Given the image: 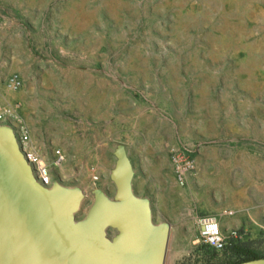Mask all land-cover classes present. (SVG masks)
I'll return each mask as SVG.
<instances>
[{"label":"rangeland","instance_id":"obj_1","mask_svg":"<svg viewBox=\"0 0 264 264\" xmlns=\"http://www.w3.org/2000/svg\"><path fill=\"white\" fill-rule=\"evenodd\" d=\"M7 92L43 117L39 154L64 153L53 182L83 190L79 218L114 198L123 147L169 248L184 223L197 237L181 264L240 260L200 245L196 219L264 218V0H0L3 110ZM235 229L264 258V222Z\"/></svg>","mask_w":264,"mask_h":264},{"label":"water","instance_id":"obj_2","mask_svg":"<svg viewBox=\"0 0 264 264\" xmlns=\"http://www.w3.org/2000/svg\"><path fill=\"white\" fill-rule=\"evenodd\" d=\"M116 156L114 198L96 190L79 218L83 190L40 184L13 127L0 124V264H166L171 225L156 223L150 200L134 192L123 147Z\"/></svg>","mask_w":264,"mask_h":264},{"label":"built area","instance_id":"obj_3","mask_svg":"<svg viewBox=\"0 0 264 264\" xmlns=\"http://www.w3.org/2000/svg\"><path fill=\"white\" fill-rule=\"evenodd\" d=\"M13 86L17 89L21 85V81L18 78H14ZM2 119H18L21 118L12 110H3L0 108V120ZM22 121V120H21ZM22 130L26 133V145L25 152L29 155L30 161H32V169L35 171V178L39 179L44 173H53V169H59L64 163L65 155L60 149H54L50 160H46L37 151V158H30V151H36L33 149L30 143V137L22 122ZM52 183L45 185L50 186ZM199 227V243L205 246L213 253L225 252L233 244H241L243 242V231L238 229H232L229 232L223 231L217 217L213 215L204 214L198 218Z\"/></svg>","mask_w":264,"mask_h":264},{"label":"crops","instance_id":"obj_4","mask_svg":"<svg viewBox=\"0 0 264 264\" xmlns=\"http://www.w3.org/2000/svg\"><path fill=\"white\" fill-rule=\"evenodd\" d=\"M5 99L8 102V106H9L8 108L14 111L21 118L30 137L31 146L33 147L34 150L40 152L41 149L38 144L37 130L35 127L37 123L41 124L43 122V117L38 114L33 115L30 113V105L27 104L26 102H22L20 93L9 94L7 92ZM215 217H217L218 222L220 223L223 231L225 232H229L230 229L232 230L244 226H252L254 228L255 227L257 228V226H259L261 222H264V218L258 216L254 217L252 215L248 217H245L244 215L236 219L227 218L225 220H223L222 217H219L217 215H215ZM198 218L196 219L197 227H198ZM171 231H173V227L171 228ZM178 231H179L178 232L179 235L182 237L181 240L182 243L179 249L178 248L170 249L168 247L166 264H181L185 260L184 257L187 254V252L193 251V248L198 243L197 237L195 235H192L191 233L192 229L189 224L187 223L182 224L179 227Z\"/></svg>","mask_w":264,"mask_h":264},{"label":"bare ground","instance_id":"obj_5","mask_svg":"<svg viewBox=\"0 0 264 264\" xmlns=\"http://www.w3.org/2000/svg\"><path fill=\"white\" fill-rule=\"evenodd\" d=\"M0 124L10 125L13 127L14 132L17 136V140L20 144V147L23 150V152L25 153L26 159L29 161L30 165L32 166V161H30L29 155L25 152L24 145H26V133L24 130H22V127L20 126V120L11 119V123H10V119H2V120H0ZM30 158H37V151H30ZM64 162H65V158H64ZM33 172H34V176H35V171L33 170ZM61 172H62V170H61ZM37 181L42 185H48V184L53 182V173H44V175L40 176L39 179H37ZM50 186H52V185H50ZM50 186H48V187H50Z\"/></svg>","mask_w":264,"mask_h":264},{"label":"trees","instance_id":"obj_6","mask_svg":"<svg viewBox=\"0 0 264 264\" xmlns=\"http://www.w3.org/2000/svg\"><path fill=\"white\" fill-rule=\"evenodd\" d=\"M230 247L234 248L235 252L239 255L240 260L233 264H238L245 261H250L253 259H260L261 257L257 254L251 252L250 250L246 249L244 246L240 244H233Z\"/></svg>","mask_w":264,"mask_h":264}]
</instances>
